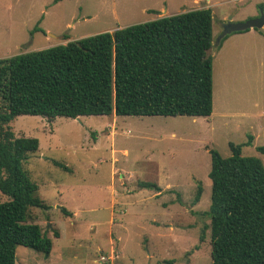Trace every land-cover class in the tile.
<instances>
[{
    "label": "rangeland",
    "instance_id": "obj_1",
    "mask_svg": "<svg viewBox=\"0 0 264 264\" xmlns=\"http://www.w3.org/2000/svg\"><path fill=\"white\" fill-rule=\"evenodd\" d=\"M198 8L212 14L210 116L19 115L10 123L15 136L39 141L24 168L48 208H30L27 222L52 240L48 257L17 246L15 264H211L209 150L228 157L229 142L251 135L242 155L264 165L256 149L264 146V36L249 29L216 39L223 23L264 13V0H0V59ZM8 200L0 192V203Z\"/></svg>",
    "mask_w": 264,
    "mask_h": 264
},
{
    "label": "trees",
    "instance_id": "obj_2",
    "mask_svg": "<svg viewBox=\"0 0 264 264\" xmlns=\"http://www.w3.org/2000/svg\"><path fill=\"white\" fill-rule=\"evenodd\" d=\"M212 40L211 9L198 8L0 59V192L10 197L0 203V264H15L19 245L44 257L52 249L41 227L27 222L30 208H48L24 168L39 141L15 136L14 118L208 117L213 110ZM251 139L229 142L228 157L209 150L211 191L205 214L211 264H264V165L258 157L242 155ZM256 149L264 154V146ZM139 186L161 191L152 182ZM201 191L198 184L193 204Z\"/></svg>",
    "mask_w": 264,
    "mask_h": 264
},
{
    "label": "water",
    "instance_id": "obj_3",
    "mask_svg": "<svg viewBox=\"0 0 264 264\" xmlns=\"http://www.w3.org/2000/svg\"><path fill=\"white\" fill-rule=\"evenodd\" d=\"M222 31L220 36L216 39L217 44L220 40L229 33L240 32L249 29H256L264 31V13L261 12L259 16L250 18L243 22H232L228 21L222 24ZM210 52V50H209Z\"/></svg>",
    "mask_w": 264,
    "mask_h": 264
},
{
    "label": "crops",
    "instance_id": "obj_4",
    "mask_svg": "<svg viewBox=\"0 0 264 264\" xmlns=\"http://www.w3.org/2000/svg\"><path fill=\"white\" fill-rule=\"evenodd\" d=\"M118 28H120V27H118ZM118 28H116V29H118ZM115 29H112V31H114ZM251 30H253V29H251ZM258 31V30H257ZM109 32H111V29H110V31ZM259 32V31H258ZM260 33V32H259ZM97 34V33H96ZM261 34V33H260ZM263 35V34H262ZM264 36V35H263ZM78 40V39H77ZM231 116H234V114H230ZM237 115V114H236ZM238 115L239 116H241V117H245V118H249V119H251L252 117L253 118H260V116L262 115V113H260L259 111L257 112V113H255V114H249V113H246V112H240V113H238Z\"/></svg>",
    "mask_w": 264,
    "mask_h": 264
}]
</instances>
